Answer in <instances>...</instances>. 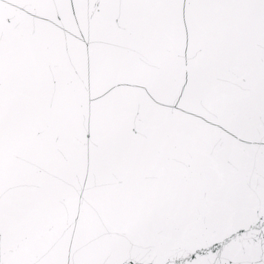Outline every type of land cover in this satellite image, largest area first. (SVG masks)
I'll return each mask as SVG.
<instances>
[{
	"label": "snow or ice",
	"instance_id": "obj_1",
	"mask_svg": "<svg viewBox=\"0 0 264 264\" xmlns=\"http://www.w3.org/2000/svg\"><path fill=\"white\" fill-rule=\"evenodd\" d=\"M0 264H264V0H0Z\"/></svg>",
	"mask_w": 264,
	"mask_h": 264
}]
</instances>
